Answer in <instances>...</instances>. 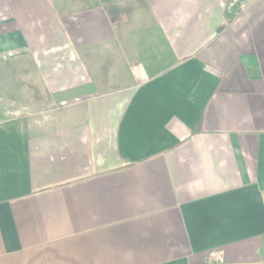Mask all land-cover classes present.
I'll list each match as a JSON object with an SVG mask.
<instances>
[{
    "label": "crops",
    "instance_id": "crops-1",
    "mask_svg": "<svg viewBox=\"0 0 264 264\" xmlns=\"http://www.w3.org/2000/svg\"><path fill=\"white\" fill-rule=\"evenodd\" d=\"M0 0V264L264 262V0Z\"/></svg>",
    "mask_w": 264,
    "mask_h": 264
},
{
    "label": "built area",
    "instance_id": "built-area-1",
    "mask_svg": "<svg viewBox=\"0 0 264 264\" xmlns=\"http://www.w3.org/2000/svg\"><path fill=\"white\" fill-rule=\"evenodd\" d=\"M239 3V6L242 8L243 3L242 0H232L230 2V6H233L234 4ZM207 264H224V259L221 253L218 252H211L206 259ZM260 264H264V262H261Z\"/></svg>",
    "mask_w": 264,
    "mask_h": 264
}]
</instances>
